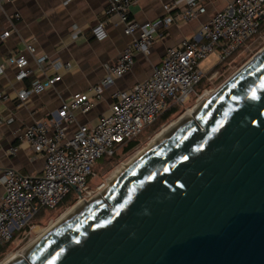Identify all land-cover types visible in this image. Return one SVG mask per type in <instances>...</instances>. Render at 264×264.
Listing matches in <instances>:
<instances>
[{"label":"water","instance_id":"1","mask_svg":"<svg viewBox=\"0 0 264 264\" xmlns=\"http://www.w3.org/2000/svg\"><path fill=\"white\" fill-rule=\"evenodd\" d=\"M10 264H264V50Z\"/></svg>","mask_w":264,"mask_h":264},{"label":"built area","instance_id":"2","mask_svg":"<svg viewBox=\"0 0 264 264\" xmlns=\"http://www.w3.org/2000/svg\"><path fill=\"white\" fill-rule=\"evenodd\" d=\"M107 1V15L117 16L124 26V34L132 40L119 61L108 67L107 74L98 84L87 93L76 94L62 103L48 124L37 123L23 132L22 141L43 158V171L41 175L28 176L7 169L0 175L3 191L0 197V246L9 243L14 233L21 231L39 208L55 209L72 189L78 194L76 203H86L84 194L88 190L87 181L93 175L94 163L103 156L113 157L119 147L132 142L145 127L170 109L186 105L191 100L194 87L207 74L200 68V63L212 55L218 63L226 61L257 33L260 21L264 19V0L228 2L224 10L202 24L195 35L167 49L160 64L152 68L146 80L130 90L115 92L109 111L102 114L94 126H79L68 137V127L75 122L76 114H87L114 80L132 69L137 54L147 55L169 26L189 23L206 12L201 4L203 0H184V10L171 13L176 5H165L166 16L138 24L129 19L131 0ZM10 2L0 0V9ZM90 35L98 42L105 40L104 24H95ZM8 36L9 32H4L0 39ZM24 50L31 57L35 56L32 45L24 44ZM48 60L45 56L35 58L40 73L43 74L42 67L48 62L52 74L43 79L35 78L28 89L18 91L17 99L22 103L31 95L52 88L64 73L72 69L70 63ZM28 64L23 53L12 54L0 63V77L7 67H11L16 71L15 82H22L32 74ZM195 97L199 98L197 94ZM16 151L17 148L11 149L10 154L14 155Z\"/></svg>","mask_w":264,"mask_h":264},{"label":"crops","instance_id":"3","mask_svg":"<svg viewBox=\"0 0 264 264\" xmlns=\"http://www.w3.org/2000/svg\"><path fill=\"white\" fill-rule=\"evenodd\" d=\"M230 1L203 0L205 14L189 23L169 26L147 55L135 56L132 69L115 79L87 114H76L67 136L73 135L79 126H94L98 118L109 111L115 92L130 90L146 80L152 68L160 64L167 49L195 35L202 24L224 10ZM172 4L176 7L171 13L185 9L184 0H131L129 19L138 24L153 22L166 16L163 7ZM107 7V0H11L2 5L0 35L8 31L9 36L0 39V63L12 54L23 53L32 74L22 82H15V69L7 67L0 77V94L3 95L0 99V175L7 169L28 176L41 175L43 158L22 141L23 132L37 123L48 124L62 103L76 94L87 93L105 77L108 67L119 61L132 37L124 34V26L117 16L107 15ZM98 22L104 24L107 32V38L101 42L90 35ZM24 44L35 48L34 57L25 52ZM40 56L47 57L48 61L70 63L72 69L64 73L52 88L31 95L22 103L17 99L18 91L28 89L33 79L52 74L48 62L42 67L43 74L37 70L35 58ZM9 120L12 122L8 123ZM14 148L17 151L12 155L10 150ZM2 192L0 188V197Z\"/></svg>","mask_w":264,"mask_h":264},{"label":"rangeland","instance_id":"4","mask_svg":"<svg viewBox=\"0 0 264 264\" xmlns=\"http://www.w3.org/2000/svg\"><path fill=\"white\" fill-rule=\"evenodd\" d=\"M264 50V19L260 21L257 33L248 39L243 46L238 49L231 57L222 63H218L215 56L212 55L200 63V68L205 69L207 74L202 81L194 87V93L191 94V100L184 106H178L177 111L168 119L159 117L151 125L145 127L141 133L133 139L135 146L128 152H123L124 146L119 147L113 157L103 156L98 159L92 168V176L87 181L88 190L84 194L89 202L97 198V195L105 190L109 185L115 172L123 165L129 163L137 154L144 152L150 147L151 142L161 132V130L170 124L177 122L188 110L194 109L204 100L211 97L223 84H225L233 75L247 65L256 55ZM207 93L205 96L204 94ZM200 101V103H199ZM115 149L118 146H114ZM78 194L71 190L60 204L53 210L39 208L36 215L23 227L21 231L15 232L13 239L0 246V251L5 250V254L0 257V264L12 253L23 249L28 243L35 241L39 236L40 230L48 228L57 222L68 210L77 205ZM29 229L25 233V228Z\"/></svg>","mask_w":264,"mask_h":264},{"label":"bare ground","instance_id":"5","mask_svg":"<svg viewBox=\"0 0 264 264\" xmlns=\"http://www.w3.org/2000/svg\"><path fill=\"white\" fill-rule=\"evenodd\" d=\"M207 93L204 94V96ZM200 103V101H199ZM200 105V104H199ZM199 107V106H197ZM196 108H192L190 110H188L177 122H174L172 124H170L169 126L163 128L161 130V132L154 138V140L151 142L150 147L152 145H154L155 143H157L164 135H166L167 133H169L170 131L174 130L175 128L179 127L180 125H182L185 121H187L188 119H194V114L195 111L197 110ZM143 152L137 154L129 163L123 165L121 168H119V170L117 172H115V174L113 175L112 179L109 180V183L113 182L123 171H125V169H127V167H129L137 158H139L142 155ZM103 192H101L100 194L97 195V198L102 197ZM85 203H79L77 205H75L73 208H71L70 210H68L57 222H55L54 224L50 225L48 228L40 230V232L38 233V237L35 241H32L30 243H28L23 249L10 254L3 262L2 264H10L16 260L19 259H25V257L27 256V253L32 249V247L34 245H36L41 239H43L51 230V228H53L57 223H59L62 219H64L68 214H70L72 211L82 207Z\"/></svg>","mask_w":264,"mask_h":264},{"label":"trees","instance_id":"6","mask_svg":"<svg viewBox=\"0 0 264 264\" xmlns=\"http://www.w3.org/2000/svg\"><path fill=\"white\" fill-rule=\"evenodd\" d=\"M178 107H174L172 109H170L169 111H167L163 116L162 118L163 119H168L172 114H174L176 111H177ZM136 142L135 141H132V142H129L127 145L124 146V150L123 152H128L129 150H131L134 146H135ZM25 233L26 231L29 229V226H27V228H25ZM5 254V250H1L0 251V257H2L3 255Z\"/></svg>","mask_w":264,"mask_h":264}]
</instances>
